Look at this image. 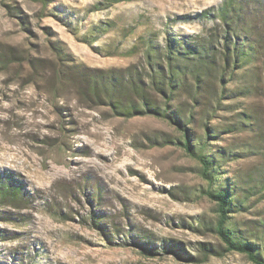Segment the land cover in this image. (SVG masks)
<instances>
[{
  "label": "rangeland",
  "instance_id": "1",
  "mask_svg": "<svg viewBox=\"0 0 264 264\" xmlns=\"http://www.w3.org/2000/svg\"><path fill=\"white\" fill-rule=\"evenodd\" d=\"M222 2L0 0V184L24 194L21 202L0 200V264H255L241 253L203 258L208 245L222 244L211 229L216 204L202 193L198 164L164 143L175 129L153 117L115 116L80 92L75 74L61 82L48 43H62L66 73L126 68L167 32L204 33L211 23L194 15ZM100 27L107 31L94 33ZM260 71L261 94L246 106L264 131L263 62ZM257 199L232 214L239 224L262 213Z\"/></svg>",
  "mask_w": 264,
  "mask_h": 264
},
{
  "label": "trees",
  "instance_id": "2",
  "mask_svg": "<svg viewBox=\"0 0 264 264\" xmlns=\"http://www.w3.org/2000/svg\"><path fill=\"white\" fill-rule=\"evenodd\" d=\"M39 1L50 6V0ZM194 17L211 23L204 33L167 32L161 43L146 42L138 63L121 69L66 73L68 53L60 41L48 43L59 62L61 82L66 74H75L80 92L109 105L115 116L153 117L175 129L166 133L164 143L181 146L198 164L206 182L202 193L216 204L211 229L222 244L208 245L203 258L241 253L264 264V210L242 225L232 216L248 212L254 198L264 200V131L258 112L246 106L262 91L264 0H223ZM220 141L225 145L214 143ZM253 158L257 162L247 169L224 168ZM23 199L21 187L0 184L2 202Z\"/></svg>",
  "mask_w": 264,
  "mask_h": 264
}]
</instances>
